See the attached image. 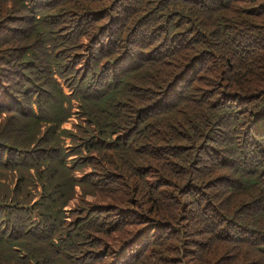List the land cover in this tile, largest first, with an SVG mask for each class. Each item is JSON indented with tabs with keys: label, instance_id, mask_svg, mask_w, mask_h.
Segmentation results:
<instances>
[{
	"label": "trees",
	"instance_id": "16d2710c",
	"mask_svg": "<svg viewBox=\"0 0 264 264\" xmlns=\"http://www.w3.org/2000/svg\"><path fill=\"white\" fill-rule=\"evenodd\" d=\"M262 116L264 0H0V264H264Z\"/></svg>",
	"mask_w": 264,
	"mask_h": 264
},
{
	"label": "rangeland",
	"instance_id": "374dc122",
	"mask_svg": "<svg viewBox=\"0 0 264 264\" xmlns=\"http://www.w3.org/2000/svg\"><path fill=\"white\" fill-rule=\"evenodd\" d=\"M203 1H205V0H203ZM235 2L237 3V0H235ZM236 11H237V9H236ZM226 22V21H225ZM220 27L222 26V25H219ZM220 27H219V29H220ZM169 62H167V64H168ZM167 64H164V65H167ZM163 65V66H164ZM262 118H263V120H264V116H262ZM260 132H264V128L262 129V130H260ZM227 171V170H226ZM244 246V245H243Z\"/></svg>",
	"mask_w": 264,
	"mask_h": 264
}]
</instances>
